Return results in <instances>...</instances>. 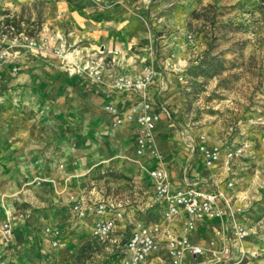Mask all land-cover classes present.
I'll return each mask as SVG.
<instances>
[{"label":"crops","instance_id":"1","mask_svg":"<svg viewBox=\"0 0 264 264\" xmlns=\"http://www.w3.org/2000/svg\"><path fill=\"white\" fill-rule=\"evenodd\" d=\"M147 1L123 0L122 4H111L108 13L65 2L55 17L50 30H61L69 42L92 50L104 47L115 51L104 57L103 82L100 85L68 74L61 67V61L51 54L35 56L24 51L15 63L18 71L13 72L10 63L3 66L0 72V224L10 220L13 235L11 242L0 250V264H26L28 257L30 260L32 256H40L43 247L50 255L58 256L66 255L70 250L71 244L59 251L58 248L55 249L57 251L49 248L45 239L35 235L34 224L38 220L22 217L21 208L15 200L22 199L24 194L29 195L25 184L35 181L41 174L45 176L44 182L30 190L51 193L52 182L60 192L65 171L57 168L59 162L71 159L78 166H87L114 158L120 166L129 168L139 180L149 181L152 198L154 182L148 173L160 166L168 169L174 186L194 185L202 190L225 192L230 203L243 207L237 220L246 227L248 235L238 240L229 219L198 221L195 229L187 233L192 242L205 244L215 237L214 229L222 226L231 235L234 252L231 260H215L207 254L200 261L202 264H264V257L258 254L259 251H262L261 255L264 252V190L256 195H251L249 190L242 193L245 187L237 182L243 179L245 167H240L237 157L233 159L230 169L222 161L210 167L205 165L198 149L200 135L191 138L186 125L176 117V94L180 82L174 74L162 70L148 88L149 97L157 102L155 110L160 114L154 136L161 158L149 154L135 157V122L123 120L115 125L116 117L105 109L109 103L123 112L140 105V98L133 91H118L109 87L116 75L140 76L145 65L162 68V61L158 60L152 46L143 44L137 47L138 43L142 44V38H150L149 30L145 31L140 20L143 13H147ZM134 48L138 53L134 52ZM175 53L178 61L187 69L188 59ZM50 106L59 122L52 129L45 122L51 114ZM66 115L70 116L69 122L76 127L71 135L62 129ZM221 151L223 157L225 149ZM230 180L233 185L227 187ZM3 191L7 199L5 204L2 202ZM46 192L42 194L43 197L47 195ZM75 198L72 195L66 199L72 202ZM55 199L60 198L55 196ZM96 200L104 199L96 197ZM116 203L121 206L120 202ZM156 208L162 216V207L156 205ZM121 209L124 217L115 222L111 232L113 237L109 241H119L117 235H123L130 223L131 215L126 213L125 208ZM78 219L80 224L76 223L75 227L78 238L83 234L91 237L90 229L95 216L87 214ZM185 222L186 215L182 214L164 225V231L182 236L186 234L183 230ZM161 243L163 245L165 241ZM217 245L220 247V240ZM241 248L251 251L253 255L243 256ZM159 251L152 258V264H170ZM185 264H193L191 255L186 256Z\"/></svg>","mask_w":264,"mask_h":264},{"label":"rangeland","instance_id":"2","mask_svg":"<svg viewBox=\"0 0 264 264\" xmlns=\"http://www.w3.org/2000/svg\"><path fill=\"white\" fill-rule=\"evenodd\" d=\"M65 2L108 13L111 4H122L123 0H0L1 41L9 44L19 41L21 35L36 36L44 27H53ZM146 4L147 13L140 20L145 31L149 30L150 38H142V44L138 43L137 47L152 46L162 62L170 54L176 55L175 52L188 59L184 79L177 86L176 117L186 125L191 138L203 135L205 143L221 149L247 142V149L237 157L240 167H245L243 179L237 184L245 187L242 193L249 190L251 195L258 194L264 190V94L261 91L264 6L260 0H148ZM188 33L193 35L192 41L187 39ZM51 108L45 122L52 129L59 122ZM69 117L66 115L62 125L67 135L76 128ZM57 168L65 171L62 191L58 192L52 182V194L44 191L47 194L44 197V193L30 190L44 182L45 176L40 174L35 181L25 184L29 195L24 194L15 203L26 220H38L34 224L37 238L45 239L52 250L59 251L71 244L70 250L58 256L50 255L43 247L40 256H32L30 260L28 257L26 264H120L131 230L138 225L162 222L149 181L139 180L129 168L120 166L116 158L87 166L64 159ZM2 193L4 198L5 191ZM72 195L85 201L97 197L120 202L131 220L125 233L117 235L119 241H109L113 235L98 241L92 233L91 237L83 234L78 238L76 223L80 221L71 210ZM47 227L58 231L56 245ZM163 245L159 254L163 253L169 261ZM245 250H240L243 256ZM261 252L259 257H264Z\"/></svg>","mask_w":264,"mask_h":264},{"label":"built area","instance_id":"3","mask_svg":"<svg viewBox=\"0 0 264 264\" xmlns=\"http://www.w3.org/2000/svg\"><path fill=\"white\" fill-rule=\"evenodd\" d=\"M264 6V0H260ZM189 41L193 35H186ZM27 51L29 55L51 54L61 61V67L70 75H77L92 84L100 85L103 81L102 72L105 55L114 54L115 51L104 47L92 50L85 46L69 42L65 34L59 29L44 27L36 36L21 35L20 40L4 44L0 39V72L7 63L12 65L13 72L18 71L15 65ZM162 68L145 65L140 76L127 74L116 75L109 87L118 91H133L140 98V105L123 112L113 104H106L105 109L115 118V125L123 120L133 121L136 124V151L137 155L149 154L161 158V153L155 142L154 131L160 119V114L155 110L157 102L149 97L148 88L162 70L174 74L178 82L183 81L186 68L179 62L176 55L170 54L163 62ZM264 94V83L261 86ZM198 149L201 152L206 166H213L222 161L230 169L234 158L241 156L248 147L247 142H242L222 151L218 145H207L204 136H199ZM149 176L154 182L153 202L162 207V222L151 225H138L134 227L125 243L124 256L120 264H152V258L161 249V241H165V255L170 264H185L187 255H191L193 264H202L200 258L209 254L215 260L222 258L231 260L234 256L231 235L225 228L218 226L214 229L215 237L205 244L194 243L187 233L194 230L198 221L202 219H229L233 233L238 240H243L248 235L246 227L237 220V215L243 212L240 205L230 203L229 196L221 190L207 191L194 185L174 186L168 169L164 166L151 169ZM233 182H227V187H232ZM71 210L76 217L83 218L93 214L91 233L98 241L106 240L114 228L115 221L124 217L121 207L112 201L74 199ZM182 214L186 215L183 228L186 234L176 236L164 231V225L175 220ZM46 231L52 236L54 245L58 231L47 227ZM13 227L10 220L0 224V250L12 240ZM164 239V240H162ZM221 241L220 247L217 241ZM250 253L243 251V254Z\"/></svg>","mask_w":264,"mask_h":264},{"label":"bare ground","instance_id":"4","mask_svg":"<svg viewBox=\"0 0 264 264\" xmlns=\"http://www.w3.org/2000/svg\"><path fill=\"white\" fill-rule=\"evenodd\" d=\"M136 154H137V151H136Z\"/></svg>","mask_w":264,"mask_h":264}]
</instances>
